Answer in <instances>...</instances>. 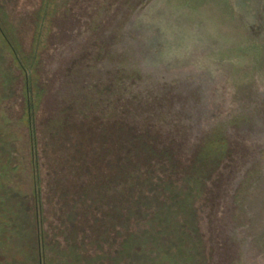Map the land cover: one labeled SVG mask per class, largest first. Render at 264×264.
I'll list each match as a JSON object with an SVG mask.
<instances>
[{
  "label": "rangeland",
  "instance_id": "1",
  "mask_svg": "<svg viewBox=\"0 0 264 264\" xmlns=\"http://www.w3.org/2000/svg\"><path fill=\"white\" fill-rule=\"evenodd\" d=\"M0 26L34 64L43 231L0 31V264H155L134 243L162 229L151 199L215 132L228 152L193 204L200 263L264 264V0H0ZM136 135L164 150L139 154Z\"/></svg>",
  "mask_w": 264,
  "mask_h": 264
},
{
  "label": "trees",
  "instance_id": "2",
  "mask_svg": "<svg viewBox=\"0 0 264 264\" xmlns=\"http://www.w3.org/2000/svg\"><path fill=\"white\" fill-rule=\"evenodd\" d=\"M46 9V8H45ZM47 11V10H46ZM46 11L43 15L46 17ZM1 36L10 50L15 63L24 74V92L26 96V108L24 112V119L28 126V141L30 148V170H31V192L34 198L36 207L35 218L37 225V241L42 242L43 231L41 227V206H40V180L38 174V163L35 152L36 138L33 125V116L36 110L39 96L35 93L34 77H33V62L27 65L25 57L20 48L5 36L3 29L0 26ZM140 135V134H139ZM137 137V151L139 154L144 152L147 157L148 154H157L163 150H158L153 144L146 141L145 138ZM156 148V149H155ZM159 151V152H156ZM227 140L219 133L215 132L207 138L196 150L195 156L191 165L185 169L183 174V183L175 184L174 182H163L162 187L168 190L170 194V201L158 199L159 196L153 195L151 201L158 205L154 218H149L150 226L154 229L155 224L159 223L161 230L146 235V238L141 234L136 235L134 243L138 247L141 243L147 246L148 242L156 245L155 253L153 255V263L155 264H178L179 260L186 264L189 260L201 264L200 261L204 258V248L202 246V238L198 228L194 222L195 214H193V204L198 196H203L207 191V180L210 172L216 168L220 160L227 154ZM161 154V153H160ZM170 155V154H167ZM145 181V180H143ZM145 194H143L144 196ZM145 198V196H144ZM142 211V210H141ZM184 217L187 228H184L174 213H179ZM141 214V213H140ZM142 213L140 217L143 215ZM154 221L156 223H154ZM142 236V237H141ZM134 238V237H131ZM139 239V240H137ZM139 242V244L136 242ZM147 242V243H146ZM145 253V252H143ZM146 256V254H145Z\"/></svg>",
  "mask_w": 264,
  "mask_h": 264
}]
</instances>
